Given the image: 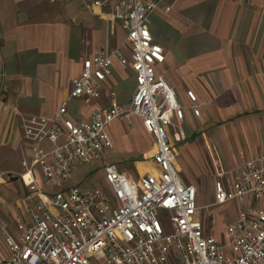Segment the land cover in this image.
Here are the masks:
<instances>
[{"label":"built area","instance_id":"obj_1","mask_svg":"<svg viewBox=\"0 0 264 264\" xmlns=\"http://www.w3.org/2000/svg\"><path fill=\"white\" fill-rule=\"evenodd\" d=\"M91 4L111 7V16L126 37L120 47L83 61L80 75L71 80L67 101L98 98L113 74V59L131 65L135 92L128 108L113 103L85 120L64 117L67 101L51 119L22 117L29 154L23 155L18 177L31 201L29 222L17 223V238L4 227L8 257L3 264H264V148L251 158L241 155L232 168L214 162V201L204 207L208 221L215 222L212 207L237 205L235 218L225 226L224 241H219L197 220V189L185 183L176 168L172 140H185L181 127L185 110L198 117L199 108L192 91H186L189 106L181 105L174 89L155 72L164 51L154 41L147 20L157 4L153 0H91ZM131 116H137L152 137L156 172L134 181L106 164V189L73 185L47 192L103 159L112 147L108 126L114 121L128 126ZM161 214L168 218L169 230L161 223Z\"/></svg>","mask_w":264,"mask_h":264},{"label":"crops","instance_id":"obj_2","mask_svg":"<svg viewBox=\"0 0 264 264\" xmlns=\"http://www.w3.org/2000/svg\"><path fill=\"white\" fill-rule=\"evenodd\" d=\"M153 1L157 8L148 16L147 25L164 51V60L155 65V72L174 89L184 107L189 106L186 91H192L197 99L199 116L195 117L189 109L184 113L181 127L185 135L198 141L204 139L205 125L216 128L225 158L237 161L236 165L241 155L246 158L258 155L264 148V0ZM111 12V7L93 6L91 0L53 3L0 0V235L3 238L4 227L6 233L17 238V223L29 222L31 201L18 177L23 170V155L29 154L22 138L21 119L30 115L51 119L69 98L71 80L80 75L83 61L122 45L126 32ZM123 52L129 59L127 50ZM112 66L113 74L104 81L100 96L68 100L65 118L85 120L98 108L130 102L135 92L131 65L113 59ZM114 122L121 126V140L127 141L136 132L146 136L148 142L134 150L125 142L128 151L124 157L132 160L133 177L123 165H110L134 181L156 172L157 167L151 161L153 140L141 120L132 117L129 134H125L120 121ZM110 125L107 134L112 147L106 152L115 147ZM232 133L234 142H238L235 144L243 142L248 149L230 153ZM173 143L180 142L173 140ZM174 151L177 156L175 145ZM104 158L105 155L99 162ZM216 161L221 162L218 157ZM102 164L104 167L107 163ZM175 164L180 174L182 168L176 157ZM235 207L237 211L236 204ZM196 217L206 227L199 212ZM224 231L222 224L218 235H212L221 241ZM3 245L6 249L5 253L0 252V257L5 261L8 250Z\"/></svg>","mask_w":264,"mask_h":264},{"label":"rangeland","instance_id":"obj_3","mask_svg":"<svg viewBox=\"0 0 264 264\" xmlns=\"http://www.w3.org/2000/svg\"><path fill=\"white\" fill-rule=\"evenodd\" d=\"M119 104L120 101H118ZM123 105L128 108L130 106V102L127 100ZM186 111V110H185ZM134 116H131V119ZM131 119L130 125H125L122 123V127L124 129L125 134H129L131 130ZM115 125L112 127L111 125ZM110 125L111 133L114 136L115 147L110 151L106 152L105 158L103 161L96 164L94 167H84L78 170L75 173H72L70 179L60 187H55L52 189H47V192H55L62 188H67L73 186L75 184H80L79 186L82 188H106L104 183V178L102 177V169L103 164H116V166L120 167L123 165L124 169L127 170L130 176H134V171L131 168L132 160L124 157V152L128 151V147L130 150L138 149L139 147L146 146L148 139L146 136H141L140 134L132 133L130 138L125 141L121 140V126L114 122ZM228 133H231V129L228 128ZM110 131V130H109ZM221 135L218 134L216 128L212 129V127L204 126V139L200 138L198 141L196 139L189 138L186 134V140L181 141L180 143H172L175 145V149L177 151L176 161L179 163L182 168V172H180L181 178L185 183L192 184L197 189V205L200 207L199 215L205 218L207 233L217 236L221 225L224 227L227 223L231 222L234 219V215H236V207L234 203H227L222 206H214L211 208V213H213L215 217V222L213 225L210 224L208 219L206 218L207 213L204 210V207L210 205L214 201V184L217 180L214 168V162H216V158L218 157L224 167L232 168L236 165L237 161L227 160L225 158V154L222 150V147L219 145V137ZM230 139V148L229 152L238 154V152L243 149H248L247 146L241 142L240 144H235L238 142H234L233 133L229 136ZM195 140L197 142H195ZM245 139H243L244 141ZM151 141V140H150ZM126 142V144H125ZM193 142V143H192ZM194 142L196 145V149L193 150ZM225 151V150H224ZM226 152V151H225ZM125 158V159H124ZM102 164V165H101ZM36 172V171H35ZM161 223L165 224L163 226L167 227L169 230L168 218L161 214L159 216ZM209 223V224H208ZM213 229V230H212ZM223 234V231L221 232ZM221 236V235H220ZM221 236V241L224 239ZM4 238L0 235V252L5 253V247L3 245ZM3 260L0 257V264H3Z\"/></svg>","mask_w":264,"mask_h":264},{"label":"bare ground","instance_id":"obj_4","mask_svg":"<svg viewBox=\"0 0 264 264\" xmlns=\"http://www.w3.org/2000/svg\"><path fill=\"white\" fill-rule=\"evenodd\" d=\"M177 167V166H176Z\"/></svg>","mask_w":264,"mask_h":264}]
</instances>
